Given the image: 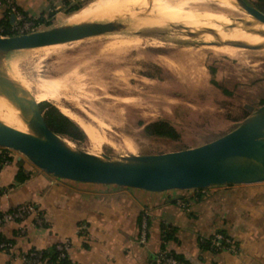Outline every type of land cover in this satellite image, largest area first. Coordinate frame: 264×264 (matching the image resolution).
Listing matches in <instances>:
<instances>
[{
    "label": "rangeland",
    "instance_id": "1",
    "mask_svg": "<svg viewBox=\"0 0 264 264\" xmlns=\"http://www.w3.org/2000/svg\"><path fill=\"white\" fill-rule=\"evenodd\" d=\"M141 1L56 0L44 11L28 15L32 32L86 23L108 24L115 30L0 54L2 66L28 96L35 99L39 86L56 82L59 96L48 101L105 135L107 141L100 145L99 154L90 150L87 135L81 141L60 135L95 159L114 161L196 148L238 127L251 114L247 105L257 109L264 103L262 49L232 46L194 22L144 25L174 14L188 15L186 10L202 16L222 11L236 22L247 14L240 5L234 3L238 11L229 13L215 0L200 4L185 0V7L181 0H169L174 5L170 12L158 15L138 6ZM245 1L256 8L264 4V0ZM189 16L223 29L224 36L242 33L197 13ZM116 38L124 43L114 44ZM159 119L170 122L179 137L148 135L145 125ZM4 150L9 155L17 152Z\"/></svg>",
    "mask_w": 264,
    "mask_h": 264
},
{
    "label": "crops",
    "instance_id": "2",
    "mask_svg": "<svg viewBox=\"0 0 264 264\" xmlns=\"http://www.w3.org/2000/svg\"><path fill=\"white\" fill-rule=\"evenodd\" d=\"M1 1V0H0ZM30 13L44 11L56 0H15ZM61 1V0H60ZM4 8L0 5V20ZM0 165V212L31 202L36 216L0 227L13 241L11 253L0 252V264H23L20 254L69 240V264H158L168 250L194 264H264V182L216 185L181 208L187 190L150 192L117 185L62 179L37 168L19 152ZM23 167L29 178L16 182ZM149 217L148 238L139 241L142 213ZM172 237L164 239V227ZM224 233L238 251H212L200 246L204 238Z\"/></svg>",
    "mask_w": 264,
    "mask_h": 264
},
{
    "label": "water",
    "instance_id": "3",
    "mask_svg": "<svg viewBox=\"0 0 264 264\" xmlns=\"http://www.w3.org/2000/svg\"><path fill=\"white\" fill-rule=\"evenodd\" d=\"M233 2L264 23V12L245 0ZM10 20L13 23L15 17L11 16ZM204 29L208 32L219 31L208 27ZM114 30L112 25L86 23L20 35H0V54L67 43ZM186 33L195 36L192 31ZM258 35L264 38V31ZM226 43L244 48L264 46V40L255 44L235 40ZM0 96L26 118L28 127L27 131H21L0 120V147L21 153L37 168L62 179L150 192L264 182V137L259 135L264 126V103L257 109L247 105L251 114L238 127L199 147L103 161L90 157L52 131L40 109V102L26 94L1 62Z\"/></svg>",
    "mask_w": 264,
    "mask_h": 264
},
{
    "label": "bare ground",
    "instance_id": "4",
    "mask_svg": "<svg viewBox=\"0 0 264 264\" xmlns=\"http://www.w3.org/2000/svg\"><path fill=\"white\" fill-rule=\"evenodd\" d=\"M181 1L183 2V7H185L186 6L185 0H181ZM202 1L203 0H195L194 3L200 4V3H202ZM224 1L228 2V3H224V2H220V1H216L215 0V2H217V4H219V6L223 10H225V11H227L229 13L236 12V10L238 11V9H237L236 5L234 4L233 0H224ZM205 2H206V0H205ZM189 3H191L190 0H189ZM188 4H187V6H188ZM138 6L144 7L147 10H149V12H152V13H156L158 15H165L166 13L170 12V8H172L174 5L169 0H142L140 3H138ZM184 11H185V9H184ZM186 11L184 13L188 14V15L177 16V14H174V16H172V17L160 20L159 23H146L144 25L161 26V25H164L166 22H176L177 23V22H180V21H186V22H194V23L202 25L204 27L218 29L217 27H215L214 24H207V23H204V22L196 19V17L189 16L190 13H197V15H199V16H201L203 18H208L209 20H211L213 23H215L217 25H222V24H224V25L226 24L227 25L228 24V27H233L234 28V26H235L236 28H238L239 30L242 31V33H232V35H225L224 36L223 33H225V32H222L220 30L218 32H214V34H215L214 38H217V39L222 40L224 42L229 41V40H235V41H241V42L245 41L247 43H252V44L259 43V42H262L264 40V38H262V37H260L258 35V33L260 31H264V23L259 21L256 18H254L251 15L246 14V15H244V17L239 18L236 22L233 21L234 22L233 23L231 18H230V16L228 14H226V13H221L222 11L221 12H217V13H208L207 12L206 15H204V16H202L201 13L198 12V11H193V12L191 10L190 11L186 10ZM235 14H237V13H235ZM77 21L78 20L75 19V22H77ZM79 22H82V19H79ZM224 25H222V26H224ZM258 25L260 26V29L258 28ZM225 34H227V33H225ZM113 42H114V44L118 43V44L122 45L124 43V40L116 38L115 41H113ZM56 45H58V44H56ZM51 46H53V45H51ZM260 49H262L263 52H264V46L260 47ZM83 78H84V76H83ZM55 83H53L52 86H43V87L39 86L40 91L36 94V97H35L36 101L57 100V97L59 96L58 95V91H57L59 85L56 83L57 86H55ZM39 85H44V84L40 83ZM61 111L63 112V110H61ZM63 113L66 114L65 112H63ZM69 118L72 119L75 123H77L81 127V129L85 132V134L88 136L89 143H90V150L93 153H98L99 154L98 150L100 149L99 148L100 145L103 142L107 141V138L105 137V135H103L102 133L98 132L92 125H89L90 123L88 124L85 121H82V120H80L78 118H71V117H69ZM0 120L2 122H4L5 124L11 126V127L16 126V127H13V128H16L18 130H21V131H27L28 130L27 123H26V118L24 116H22L20 114V112L16 108H14V106H12L2 96H0ZM263 133H264V127H262L260 132H259L260 137H263ZM64 140L68 144L72 145L70 141H68L66 139H64Z\"/></svg>",
    "mask_w": 264,
    "mask_h": 264
},
{
    "label": "built area",
    "instance_id": "5",
    "mask_svg": "<svg viewBox=\"0 0 264 264\" xmlns=\"http://www.w3.org/2000/svg\"><path fill=\"white\" fill-rule=\"evenodd\" d=\"M1 6H5L8 8V14L10 16H14L15 20L12 23L11 32L13 35L27 34L31 33L33 30V24L29 23L23 12L18 8L15 0H3L0 1ZM3 30L0 29V35L3 36ZM6 148L0 147V155L2 156V164H8L9 160L7 159V152L4 150ZM208 188L202 189H193L187 190L189 192L188 199H179L177 200V205L181 208L188 207L190 200H197L199 197L203 196L207 193ZM187 200V201H186ZM31 216H36L37 223L42 225L44 220L39 214L38 208L31 202H24L17 204L11 207L8 210H5L0 213V227L14 222H22ZM148 227H149V217L148 213H142L140 220V233H139V241L141 243H145L148 238ZM164 233V230H163ZM212 247L216 251H229L232 253H236L238 251V246L235 241L227 235H223L218 233L213 236ZM203 241V239L201 240ZM13 244L10 242L2 241L0 242V252L11 253L13 251ZM58 249L60 251L59 259L56 262H51L47 259L43 258L42 249L35 250H27L22 252L19 256L23 262V264H60V259L65 258L66 254L70 249L69 240L63 241L58 244ZM158 264H194L190 261H183L178 259L174 254L170 251L164 249L161 250L158 255Z\"/></svg>",
    "mask_w": 264,
    "mask_h": 264
},
{
    "label": "trees",
    "instance_id": "6",
    "mask_svg": "<svg viewBox=\"0 0 264 264\" xmlns=\"http://www.w3.org/2000/svg\"><path fill=\"white\" fill-rule=\"evenodd\" d=\"M68 1L69 0H66V3ZM1 2H3V0H1ZM2 7L4 8V16L0 20V29L3 30L2 33L3 35H13V33L11 32V27H12V23L10 20L11 16L8 14L9 10L4 6ZM18 8L23 12L25 17L28 18L29 13L24 11L22 8H20V6H18ZM257 8L260 11L264 12V4H258ZM40 21L42 20L39 19L36 22H40ZM39 106L44 115L48 127L56 134L66 136L76 141H81L86 138V134L81 129V127L77 123H75L72 119H70L66 114H64L57 106H55L48 100L41 101L39 103ZM144 130L148 135L168 136L172 138L179 137L176 128L170 122L164 119H159L146 124ZM7 159L10 160L11 156L8 155ZM2 162H3L2 156L0 155V165L2 164ZM28 178L29 175L25 173L24 168L21 166L15 178L16 182L21 184L25 182ZM221 234L226 235L224 233ZM171 237H172V231L170 227L168 226L164 227V239L169 240ZM212 238L213 237L204 238L203 241L200 242V246L204 249L216 251L212 247V240H211ZM2 241L10 242L13 244L12 240L7 239L6 237L2 236L0 233V242ZM58 244H55L49 248L42 249L43 258L51 262H56L59 259V255H60ZM31 250H35V248ZM176 257L180 260L188 261L180 256H176ZM60 264H69L68 253L66 254L65 258L60 259Z\"/></svg>",
    "mask_w": 264,
    "mask_h": 264
}]
</instances>
